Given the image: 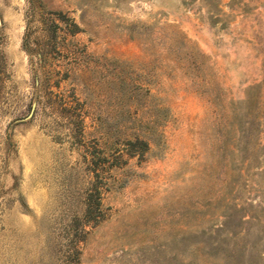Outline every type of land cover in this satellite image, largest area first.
I'll use <instances>...</instances> for the list:
<instances>
[{
	"label": "rangeland",
	"instance_id": "obj_1",
	"mask_svg": "<svg viewBox=\"0 0 264 264\" xmlns=\"http://www.w3.org/2000/svg\"><path fill=\"white\" fill-rule=\"evenodd\" d=\"M0 264H264V0H0Z\"/></svg>",
	"mask_w": 264,
	"mask_h": 264
},
{
	"label": "trees",
	"instance_id": "obj_2",
	"mask_svg": "<svg viewBox=\"0 0 264 264\" xmlns=\"http://www.w3.org/2000/svg\"><path fill=\"white\" fill-rule=\"evenodd\" d=\"M138 141V140H137ZM140 143V145L142 146V150L140 151L141 156L148 150L149 145L144 142V141H138ZM129 144H132L131 142H129Z\"/></svg>",
	"mask_w": 264,
	"mask_h": 264
}]
</instances>
